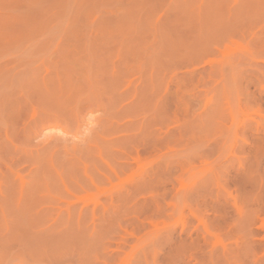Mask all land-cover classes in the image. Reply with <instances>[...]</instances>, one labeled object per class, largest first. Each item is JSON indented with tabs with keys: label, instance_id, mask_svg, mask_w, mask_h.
<instances>
[{
	"label": "rangeland",
	"instance_id": "374dc122",
	"mask_svg": "<svg viewBox=\"0 0 264 264\" xmlns=\"http://www.w3.org/2000/svg\"><path fill=\"white\" fill-rule=\"evenodd\" d=\"M0 264H264V0H0Z\"/></svg>",
	"mask_w": 264,
	"mask_h": 264
}]
</instances>
